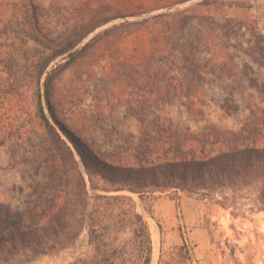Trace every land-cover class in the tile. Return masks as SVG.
<instances>
[{"label": "rangeland", "instance_id": "rangeland-1", "mask_svg": "<svg viewBox=\"0 0 264 264\" xmlns=\"http://www.w3.org/2000/svg\"><path fill=\"white\" fill-rule=\"evenodd\" d=\"M6 1L14 0H0V21L7 16ZM35 1L45 7L48 26L56 33L73 21L75 13L95 20L110 19L81 44L105 28L128 23L99 38L78 55L52 86L58 117L106 151L119 150L128 140L137 143L139 123L126 110L125 101L131 100V86L124 71L128 63L135 64L147 55L152 37L157 41L158 58L170 72L178 65V47L192 50L199 59L204 82L195 98L202 111L200 118L190 116L181 98L176 97L170 103L159 102L146 108L148 119L156 115L168 117L180 130L193 133L207 125L237 131L250 118L249 104L264 110V93L249 82L254 78L264 84V0ZM185 10L197 15L185 24L180 34L176 25ZM165 24L173 30L168 44H164L165 34L169 33ZM37 49L33 41L27 40L16 44L14 53L21 63H26ZM5 78L0 66L1 87L6 83ZM30 87L26 84L22 88L27 95L20 98L0 96V140L4 142L0 145V203L18 209L31 203L39 191L37 183L44 181L43 163L39 158L42 129L28 93ZM87 189L95 197L99 194L131 196L136 212L146 222L151 218L162 228V222L153 211L151 216L147 214L135 193ZM154 195L155 200L168 196ZM191 196L229 211L225 217L219 209L221 214H216L217 218L207 217L205 222L211 240H226L225 249L230 257H225V264H264V256L262 262L257 256V250H264V241L258 242L264 240V204L255 187L226 188L203 197ZM90 203L96 210L92 242L83 229L66 247L24 264H122L134 259L138 255L139 225L131 216V207L112 198H94ZM90 205L86 209L88 214ZM145 205H151L150 201L146 200ZM176 225L174 234L178 239L182 230ZM163 231L154 264H199L190 242L184 245L186 250H180L182 244H176L167 225Z\"/></svg>", "mask_w": 264, "mask_h": 264}, {"label": "trees", "instance_id": "trees-1", "mask_svg": "<svg viewBox=\"0 0 264 264\" xmlns=\"http://www.w3.org/2000/svg\"><path fill=\"white\" fill-rule=\"evenodd\" d=\"M6 7L7 16L0 21V66L6 74V83L0 86V96L2 99L26 96L22 88L31 85L28 93L43 136L39 158L44 181L37 183L39 191L25 208L0 203V264H24L66 247L83 229L92 242L96 210L90 202L94 198H112L131 207V216L139 225L138 255L122 264H149L152 248L149 227L136 212L132 197L124 194L95 197L88 194L87 188L105 193H135L150 216L155 193L167 194L175 200L178 210L182 193L203 197L217 190L250 186L258 190L264 204L262 108L249 104L250 118L237 131L207 125L193 133L180 130L168 117L156 115L150 120L146 116L150 105L170 103L178 97L190 116L201 117L195 98L202 91L204 76L192 50L180 45L178 65L170 72L158 58L157 41L152 37L147 55L135 64L126 65L124 76L131 86V100H126L125 105L139 123V136L137 143L128 140L119 150L110 152L58 117L52 86L78 55L99 38L128 23L105 28L81 44L110 19L95 20L75 13L73 21L56 33L48 26L45 7L37 1H6ZM196 15L185 10L176 25L180 34ZM165 26L169 33L165 34L164 44H168L173 30ZM27 40L33 41L38 49L26 63H21L14 53L15 46ZM249 82L264 93V84L254 78ZM3 144L0 140V145ZM146 200L151 205L146 206ZM157 226L161 233L158 222ZM184 245L183 240L178 249L186 250Z\"/></svg>", "mask_w": 264, "mask_h": 264}, {"label": "crops", "instance_id": "crops-1", "mask_svg": "<svg viewBox=\"0 0 264 264\" xmlns=\"http://www.w3.org/2000/svg\"><path fill=\"white\" fill-rule=\"evenodd\" d=\"M193 207L196 209V211H193ZM219 209H221L225 217L227 213L229 214V211L225 210L224 208H221L219 206L218 208H216L209 203H205V200L203 201L201 199L195 198L194 196L183 193L181 194L179 199L178 210L175 200L170 199L168 196H161L155 200L153 212L158 217L160 223L162 222L163 226L161 234H164V225H167L169 230L172 232L171 234L176 240L177 245H180V243L183 244V240L185 244L190 242V244L193 246V252L199 264H225L227 263V261H225V257H230L229 253L227 254L225 249L226 240H211L205 228L206 218H217L215 215L217 214V216H219V214H221V211H219ZM175 220H177L176 223ZM166 221H168L169 224H167ZM176 224H179L182 230V236L179 234L178 239H176V235L174 234L175 227L177 229L178 226ZM156 230L157 251L154 256V245L151 240V256L153 258L151 264L155 263L158 256V247L160 240V232L158 226H156ZM259 241L263 242L264 240H258V242ZM257 256H260L259 261L262 262L261 258H263L264 256V250H257Z\"/></svg>", "mask_w": 264, "mask_h": 264}, {"label": "bare ground", "instance_id": "bare-ground-1", "mask_svg": "<svg viewBox=\"0 0 264 264\" xmlns=\"http://www.w3.org/2000/svg\"><path fill=\"white\" fill-rule=\"evenodd\" d=\"M147 223L149 225V230H150V237L154 245V251L153 254L155 256L156 251H157V230H156V225L155 222L151 218H147Z\"/></svg>", "mask_w": 264, "mask_h": 264}, {"label": "water", "instance_id": "water-1", "mask_svg": "<svg viewBox=\"0 0 264 264\" xmlns=\"http://www.w3.org/2000/svg\"><path fill=\"white\" fill-rule=\"evenodd\" d=\"M152 259H153V258H152V256H151V259H150V262H149V264L152 262Z\"/></svg>", "mask_w": 264, "mask_h": 264}]
</instances>
